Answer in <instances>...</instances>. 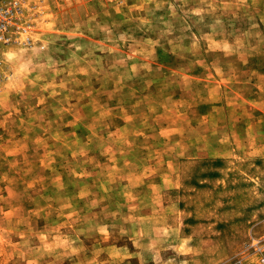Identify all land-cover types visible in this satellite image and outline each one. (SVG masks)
Wrapping results in <instances>:
<instances>
[{"label": "rangeland", "instance_id": "rangeland-1", "mask_svg": "<svg viewBox=\"0 0 264 264\" xmlns=\"http://www.w3.org/2000/svg\"><path fill=\"white\" fill-rule=\"evenodd\" d=\"M0 44V264H263L264 0H26Z\"/></svg>", "mask_w": 264, "mask_h": 264}, {"label": "built area", "instance_id": "built-area-1", "mask_svg": "<svg viewBox=\"0 0 264 264\" xmlns=\"http://www.w3.org/2000/svg\"><path fill=\"white\" fill-rule=\"evenodd\" d=\"M26 0H0V44L27 45L30 42L28 33L31 23L25 14ZM264 236L253 240L251 246L254 251L261 252ZM242 258L235 263L242 264ZM260 262L264 264V255H260Z\"/></svg>", "mask_w": 264, "mask_h": 264}]
</instances>
